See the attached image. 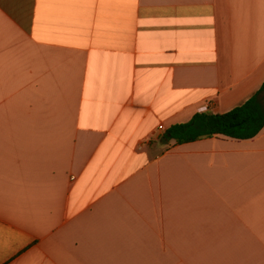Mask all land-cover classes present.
<instances>
[{
	"label": "crops",
	"instance_id": "obj_1",
	"mask_svg": "<svg viewBox=\"0 0 264 264\" xmlns=\"http://www.w3.org/2000/svg\"><path fill=\"white\" fill-rule=\"evenodd\" d=\"M263 86L264 0H0V264H264V130L166 139Z\"/></svg>",
	"mask_w": 264,
	"mask_h": 264
},
{
	"label": "trees",
	"instance_id": "obj_2",
	"mask_svg": "<svg viewBox=\"0 0 264 264\" xmlns=\"http://www.w3.org/2000/svg\"><path fill=\"white\" fill-rule=\"evenodd\" d=\"M264 130V86L245 105L222 115L208 112L196 114L186 124L172 126L168 141L185 145L199 140L224 136L236 140H251Z\"/></svg>",
	"mask_w": 264,
	"mask_h": 264
},
{
	"label": "water",
	"instance_id": "obj_3",
	"mask_svg": "<svg viewBox=\"0 0 264 264\" xmlns=\"http://www.w3.org/2000/svg\"><path fill=\"white\" fill-rule=\"evenodd\" d=\"M166 143H167V141H166Z\"/></svg>",
	"mask_w": 264,
	"mask_h": 264
}]
</instances>
